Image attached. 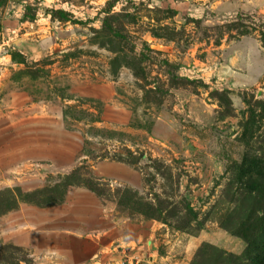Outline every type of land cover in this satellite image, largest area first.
<instances>
[{
  "label": "rangeland",
  "instance_id": "obj_1",
  "mask_svg": "<svg viewBox=\"0 0 264 264\" xmlns=\"http://www.w3.org/2000/svg\"><path fill=\"white\" fill-rule=\"evenodd\" d=\"M41 125L74 163L12 146L45 184L0 178V218L83 188L140 264H264V0H0V171Z\"/></svg>",
  "mask_w": 264,
  "mask_h": 264
},
{
  "label": "crops",
  "instance_id": "obj_2",
  "mask_svg": "<svg viewBox=\"0 0 264 264\" xmlns=\"http://www.w3.org/2000/svg\"><path fill=\"white\" fill-rule=\"evenodd\" d=\"M49 128L50 126H38L37 141L31 137L27 139L23 134L25 131L21 129L18 134L11 132L4 139L6 152L3 153L0 178H4L7 184L20 186L28 191L35 188L34 186L45 184L44 166L37 165L40 175L44 174L42 180L34 177L35 174L30 177L23 176L20 173L22 171L17 170V164L26 166L29 157L15 158L12 146L16 145L26 147L32 142H39L42 149L31 158L41 165L51 164L55 170L58 169L56 166L74 163L68 135L53 134V130ZM9 171L12 173L7 174ZM99 173L105 175L103 170H99ZM106 210L107 207L98 198L83 188L71 190L64 201L57 204L21 202L18 207L12 208L0 218V241L9 244L15 251L26 253L27 257H33L31 263L20 258L10 264H105V261L119 264L123 258L119 248L123 244L129 245L128 254L139 257L134 253L135 245L129 242L121 241L119 248L113 251L109 249L114 240L107 241L105 230L108 223L103 214ZM96 233L100 235L94 238L92 235Z\"/></svg>",
  "mask_w": 264,
  "mask_h": 264
},
{
  "label": "built area",
  "instance_id": "obj_3",
  "mask_svg": "<svg viewBox=\"0 0 264 264\" xmlns=\"http://www.w3.org/2000/svg\"><path fill=\"white\" fill-rule=\"evenodd\" d=\"M98 235L100 233L93 234L92 236L96 238ZM119 249L122 251L121 256H123L119 264H140L139 258L132 256L130 253L128 254V250H130L128 244H123Z\"/></svg>",
  "mask_w": 264,
  "mask_h": 264
}]
</instances>
